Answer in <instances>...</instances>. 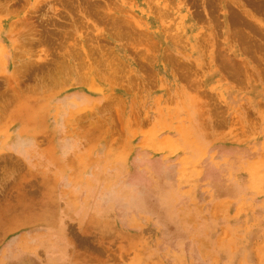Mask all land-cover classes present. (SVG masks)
<instances>
[{
	"label": "rangeland",
	"instance_id": "374dc122",
	"mask_svg": "<svg viewBox=\"0 0 264 264\" xmlns=\"http://www.w3.org/2000/svg\"><path fill=\"white\" fill-rule=\"evenodd\" d=\"M15 133L42 160L0 150V264H47L23 246L75 143L144 208L115 204L73 264H264V0H0L1 144Z\"/></svg>",
	"mask_w": 264,
	"mask_h": 264
},
{
	"label": "crops",
	"instance_id": "0c3cea01",
	"mask_svg": "<svg viewBox=\"0 0 264 264\" xmlns=\"http://www.w3.org/2000/svg\"><path fill=\"white\" fill-rule=\"evenodd\" d=\"M68 145L69 143L63 142L62 148ZM1 149L17 153L32 169H39L42 158L36 141L31 142L15 133L4 146L0 142ZM77 149L78 144H72L69 153L67 152V156L71 154L70 158H65L62 164L52 166L47 179L55 189L53 208L55 207L56 214L43 224L39 232L30 233L28 243L23 246L24 251L29 249L36 253L44 249L47 264H71L70 249L75 245V237L81 231L89 230L91 225L96 227L98 224V229H101L103 219L114 212L115 204H119L124 210L132 208L133 205L138 209L144 208L142 202L139 203L136 198L128 203L130 198H123L121 192L114 188L108 191L101 189L95 168L93 171L90 167L87 168L79 155L77 157L75 153H71ZM33 177L37 178L31 176ZM54 251L55 257L52 253Z\"/></svg>",
	"mask_w": 264,
	"mask_h": 264
}]
</instances>
